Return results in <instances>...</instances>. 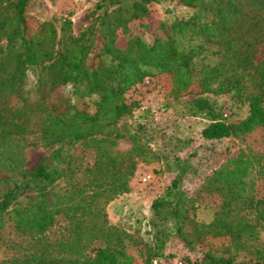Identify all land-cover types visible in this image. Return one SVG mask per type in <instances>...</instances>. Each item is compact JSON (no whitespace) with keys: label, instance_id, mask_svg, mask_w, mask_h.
<instances>
[{"label":"rangeland","instance_id":"1","mask_svg":"<svg viewBox=\"0 0 264 264\" xmlns=\"http://www.w3.org/2000/svg\"><path fill=\"white\" fill-rule=\"evenodd\" d=\"M100 1L31 0L26 14L32 26L54 22L59 32L70 20L72 32L78 36L90 26L91 14ZM149 10L147 23L154 32L132 21L129 33H119L121 48L131 37L152 45L156 38L165 36L160 24L169 27L193 13L181 0H156ZM216 49L205 52L207 59L201 62H219ZM257 58L264 60V44ZM231 76L240 80L241 89L227 90ZM253 78L251 68H230L211 84L210 92L201 96L222 108L230 121H242L250 111L247 98L255 92ZM171 88L168 75L145 79L126 95L127 102L133 104L131 114L106 134L72 148L34 144L38 141L33 135L0 141V195L42 163L64 172L48 189L49 201L58 193L80 201L97 188L105 189L104 196L90 202L96 206L94 212L90 209L78 220L60 219L45 236L34 240L20 234L13 221H7L0 229L1 262L24 259L39 249L48 256L93 258L94 249L107 246L123 249L134 264L167 256L203 264L207 254L232 257L234 264H255L264 259V221L259 219L264 208V128L206 140L201 132L210 121L205 115L195 116L189 107L201 96H174ZM72 92L71 86L64 89L73 104L88 105V111L95 112L97 97L79 99ZM61 146L65 153L71 152V163L53 158ZM130 162L136 163V170L128 191L123 192ZM145 176L148 183L141 180ZM175 180L179 181L176 187ZM111 182L115 187L108 191ZM77 186L85 193L79 195L74 189ZM36 197L37 192L29 190L12 208H22ZM174 208L179 210L177 217H173Z\"/></svg>","mask_w":264,"mask_h":264},{"label":"trees","instance_id":"2","mask_svg":"<svg viewBox=\"0 0 264 264\" xmlns=\"http://www.w3.org/2000/svg\"><path fill=\"white\" fill-rule=\"evenodd\" d=\"M30 2L0 0V141L33 135L38 141L34 144L72 148L106 134L131 114L133 104L127 102L126 95L145 79L168 75L171 95L201 96L234 67L254 72L255 92L247 98L249 115L239 122L230 121L231 117L209 99L195 98L189 104L190 111L210 121L201 136L209 141L222 140L259 126L264 128V60H257L259 47L264 44V0H181L183 6L193 10L189 18L175 20L169 27L160 24L165 36L156 38L152 45L131 37L125 48L118 45L120 31L129 33L132 21L149 28V6L156 0H101L91 14L90 26L78 36L72 32L70 20L60 32L54 22L32 26L26 14ZM149 31L154 32L152 28ZM213 47L220 61L201 62ZM227 80L228 91L242 88L240 80L232 76ZM68 86L79 99L97 97L95 112L90 113L88 105L73 104L64 95ZM14 100L20 103L14 104ZM53 158L71 163L72 154L65 153L61 146ZM135 170L136 163L130 162L121 186L123 192L128 191ZM63 176V171L44 163L33 172H25L21 182L0 195V229L13 221L20 234L34 240L45 236L60 219L78 220L88 210L94 212L96 206L90 202L104 196L105 189L97 188L92 196H82L80 201L59 193L49 201L48 189ZM178 183L175 180L174 187ZM114 185L111 182L107 190ZM74 189L79 195L85 193L83 187ZM29 190L37 192L35 200L12 208ZM178 214V208H174L173 217ZM259 219L264 221V208L259 211ZM94 253L93 258L48 256L39 249L24 259L0 264H134L133 258L117 247H99ZM153 261L149 258L145 264ZM203 264H234V259L207 254ZM255 264H264V259Z\"/></svg>","mask_w":264,"mask_h":264},{"label":"built area","instance_id":"3","mask_svg":"<svg viewBox=\"0 0 264 264\" xmlns=\"http://www.w3.org/2000/svg\"><path fill=\"white\" fill-rule=\"evenodd\" d=\"M227 116V114H226ZM143 183H148V177L145 176L142 179ZM153 264H188L186 260L180 257L167 256L164 258H157L153 261Z\"/></svg>","mask_w":264,"mask_h":264}]
</instances>
